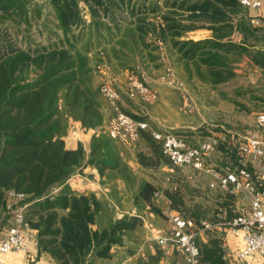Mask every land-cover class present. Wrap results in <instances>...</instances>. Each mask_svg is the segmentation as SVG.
Listing matches in <instances>:
<instances>
[{
	"label": "trees",
	"instance_id": "1",
	"mask_svg": "<svg viewBox=\"0 0 264 264\" xmlns=\"http://www.w3.org/2000/svg\"><path fill=\"white\" fill-rule=\"evenodd\" d=\"M165 4L172 13L163 14L161 0H0V236L10 225L9 191H16L26 195L17 205L28 204L24 216L36 231L38 257L48 256L54 264H111L118 253L114 248H125L119 262L136 255L142 217L128 213L116 217L115 208L96 191L68 185L91 165L102 184L112 185L121 178L139 212L149 206L161 215L167 208L192 219L201 264H233L226 223L241 213L233 185L214 188L211 197L191 186L182 166L171 163L162 140L153 134L166 132L156 129L147 116L122 106L136 99L126 90L120 91L121 110L151 124V129L140 131L136 148L137 161L150 180L134 173L122 158V142L105 131L114 112L110 108L108 113L101 92V68L136 70L141 75L164 68L170 60L183 68L187 79L198 77L211 86L234 78L243 59L264 69V51L254 44L263 35L250 23L252 11L239 0H166ZM203 28L211 31L210 37L184 38L185 33ZM70 119L98 130L89 152L81 143L66 147ZM215 136V152L221 154L215 168L224 173L247 168L256 179L254 166L244 162L230 133ZM156 192L167 202L161 203ZM153 241V252L147 248L146 255L140 253L128 264H162L166 251ZM172 250L174 255L184 254ZM169 264H176V259Z\"/></svg>",
	"mask_w": 264,
	"mask_h": 264
},
{
	"label": "built area",
	"instance_id": "2",
	"mask_svg": "<svg viewBox=\"0 0 264 264\" xmlns=\"http://www.w3.org/2000/svg\"><path fill=\"white\" fill-rule=\"evenodd\" d=\"M239 2L252 11L250 23L257 27L264 37V0H239ZM82 8L87 7L82 4ZM84 16L89 18L86 9H84ZM108 70V68H101V92L112 108L114 115L108 120L105 131L110 137L122 143L133 145L138 141L140 131L149 130L150 127L147 122L137 120L121 110V93L115 85L114 77ZM171 71V68L167 66L162 80L179 87L182 83L172 79ZM126 74V92L131 98L141 99L148 104L158 100L157 90L151 87L144 73L140 75L134 70H126ZM181 108L184 111L192 109L186 100H184ZM256 127V130L245 135L230 133L231 141L237 146L238 153L244 162L251 163L254 168L264 166V136L261 133L264 132V111L257 114ZM95 133H97L96 129L86 128L80 121L70 119L69 129L64 137L66 147L78 146L79 143L84 146L83 138L86 137L88 140ZM153 134L157 139L162 140L163 152L174 166H190L195 170L208 172L214 179L211 182V187L219 185L223 189H228L229 185L232 184L233 190L244 188L248 192L251 196L248 209L226 224L231 234L241 240L237 253L238 258L256 261V264H264V183H257L253 173L247 168H241L239 171L225 170L224 173V171L222 172L209 164L208 157L215 152L218 143V138L215 135L208 137L198 146L192 147L178 134L155 131ZM82 180V175L78 173L69 180L70 182L68 181V185L71 183V186L76 188L79 181L82 182ZM155 196L158 197L159 193L156 192ZM25 198L26 195L23 192L9 191L7 208L11 218L6 232L0 236V255L12 252L28 253L31 240L33 237L36 238L35 231L31 229L24 216L28 204L17 205L19 201ZM163 214L169 222L167 231L157 229L152 223H149L150 239L157 241L165 251L173 248L182 250L188 264H201L199 248L196 243L198 231L195 229L194 221L185 219L167 208L163 210ZM210 226L205 224L206 228ZM0 264H6L1 256Z\"/></svg>",
	"mask_w": 264,
	"mask_h": 264
},
{
	"label": "rangeland",
	"instance_id": "3",
	"mask_svg": "<svg viewBox=\"0 0 264 264\" xmlns=\"http://www.w3.org/2000/svg\"><path fill=\"white\" fill-rule=\"evenodd\" d=\"M165 1L166 0H161L163 14H167L170 12L172 13L173 11H171V8L169 9V7H166ZM85 9L87 10V8ZM205 30L206 28L189 31L184 34V38L201 40L207 33ZM254 44L257 48H260L262 51H264L263 37L258 38L256 42H254ZM166 55L167 54L165 52V49H163V58H166ZM165 64L166 66L164 68L161 67L160 69H158L159 71H162V73L166 72L167 66H171V72H173L174 75L178 78L181 77L179 73H183V78H180L182 84H180L179 88L174 87L175 89L173 91L174 103L172 104V106L174 108V115L172 116V118H174L178 122L183 121L187 126L194 127V129L191 127H177L174 129L168 128L169 132L177 130L178 133L184 137V139L190 146H198L205 139L219 133L220 131H226L235 135H245L257 129V114L264 111V69L252 65L247 59H243L236 65V76L234 78L226 83H222L217 86H211L210 84L201 81L198 77L187 79V73L183 70V68L178 65L175 66L170 62V60H166ZM192 69H194L193 66ZM108 72L110 73V69L108 70ZM184 100H186L189 106L192 108L190 111H184L181 108ZM158 105L161 107L160 97L156 102L152 104H148L136 98L135 100H133L132 105L127 104L125 101L122 106L126 109H130L134 114H137L136 112H139L141 108L145 111L148 110L149 114L146 116L150 120H155L157 124H159L158 121L164 122V119L162 118L163 113H161L158 109ZM169 120L170 118L167 119V122H169ZM150 123H148V125L151 129ZM181 124L182 123H180V125ZM68 129L69 125L67 131ZM83 139L84 147H86L87 149H85L87 150V152H89L92 137L88 140L86 137ZM220 156V153H213L210 157H208L209 164H212L214 167H218L219 161L221 160ZM181 170L185 178L189 181V184L191 186H197L199 190H201V192H205V196L207 197L213 196L215 194L214 188L219 187L215 186L211 187L213 189H210L209 185L212 180L210 178V174L205 171H196L186 166H182ZM254 171L256 177L258 176L257 172H264L262 167L260 168L259 166H256ZM155 173L157 177L164 179L159 170H155ZM142 176H147V173L145 174L143 172V175H141V177ZM255 180H257V178ZM77 185L78 187L76 188H79L80 190L86 189L82 188V184L80 181ZM103 193H108L110 197H119V201L117 200V203L120 205V208L125 210L128 209V204L131 198V194L129 192H124L118 187L116 192L114 189H110V192H100V194ZM196 199L199 200L198 197H196ZM201 199L202 198L200 197V200ZM250 200L251 196L245 191H241L237 194L236 205L239 212H243L248 209ZM188 203H190V201H188ZM161 217L163 219H161L159 224H156V222L154 223V221L153 224L156 225L157 229L164 230L166 232L169 222L163 214H161ZM149 234V228H145L144 230L142 229V231H140L141 240L147 237L150 240ZM148 243L150 247V243L153 242L148 241ZM174 256L176 259V264H188L180 251L177 252ZM167 262L168 256L166 255L162 264H167ZM111 264H115V260H113Z\"/></svg>",
	"mask_w": 264,
	"mask_h": 264
},
{
	"label": "crops",
	"instance_id": "4",
	"mask_svg": "<svg viewBox=\"0 0 264 264\" xmlns=\"http://www.w3.org/2000/svg\"><path fill=\"white\" fill-rule=\"evenodd\" d=\"M207 33L203 36V39L208 38L211 36V31L210 30H205ZM176 66V65H175ZM171 68V66H169ZM126 70H121V71H113L110 73L112 74V76L114 77L115 80V85L118 89H120L119 91L125 92V90L127 89V78H126ZM172 70V69H171ZM164 72V71H163ZM145 75L147 74L149 83L151 85L152 88H154L155 90H157L158 95L160 97V104L161 107L158 105V109L160 110L162 114V118L164 119V122L158 121L157 122L155 120H150L152 122V124L161 131L164 132H169V129H174L177 127H191L194 129L193 126H187L185 125V123L183 121L178 122L177 120H175L174 118H172V116L174 115V108L172 106L173 102V91L175 88H179L177 86H173L170 85L169 83H166L165 81L162 80V76L164 75V73H162V71L156 70V69H148L146 70V72H143ZM180 74V78H183V73H179ZM172 76H173V80L178 83L181 82L180 78H178L177 76L174 75V73L172 72ZM150 78V79H149ZM182 83V82H181ZM179 86V85H178ZM175 87V88H174ZM110 105H107V111L108 113H111V109H110ZM137 114H142V115H148L149 111L148 110H144V109H140L139 112H136ZM159 118V117H158ZM169 122H167V119H169ZM180 123H182L180 125ZM184 123V124H183ZM107 124V123H106ZM106 126V125H105ZM169 128V129H168ZM93 129V128H91ZM98 131V130H97ZM262 135L264 136V132H261ZM138 142V141H137ZM137 142L133 145H128L123 143V152L122 154V158L125 159L128 164L132 167L134 173L141 178V175H143V168L140 166V164L137 161L136 158V148H137ZM76 145H73L72 147H68V148H76ZM86 148V147H85ZM87 149V148H86ZM263 171H264V167L261 166ZM260 167V168H261ZM170 171H172V168H169ZM257 172V171H256ZM208 173V172H207ZM82 175L83 180L81 182L82 184V188L83 189H90L93 191H96V193L98 194V196H102L103 198L107 199L111 206H113L115 208V216L116 217H122L124 214H138L142 217V219L144 220V225H143V230L145 228H148V224L152 223L153 221L154 223L156 222V224H159L161 219H163L161 217V215H156L154 212L150 211L149 206L146 207V209L142 212H139L137 210V207L134 205L133 203V198H132V191L130 189H128L127 185L125 184V182L121 179L118 178L116 179V181L111 185V184H102L101 183V176L99 174V171L97 170V168L91 166V165H87L85 166V168L83 169V171L81 173H79ZM257 180H263L264 183V172H257ZM143 177V176H142ZM148 180H150V178L148 176H146ZM211 178V182L214 181L213 177L210 175ZM70 182V181H69ZM210 182V184H211ZM70 187L73 189H78L79 188H75L71 186V183H69ZM108 186V187H107ZM219 186V185H217ZM110 187V188H109ZM113 187L115 189V192L117 191V188L119 187L120 190H123L124 192H129L131 194V198H130V202L128 204V209H122L120 208V205L117 203V200L119 201V197H110L108 193H103L100 194L101 191H109L110 189L113 190ZM85 189V190H86ZM234 189V186H233ZM236 194H238L241 191H245L247 192L244 188H237L235 190H233ZM248 193V192H247ZM160 197V196H159ZM116 199V200H115ZM159 201H161V203H166L167 200L165 199V197H160ZM164 215V214H163ZM165 216V215H164ZM166 217V216H165ZM154 225V224H153ZM156 227V225H154ZM36 234V231H35ZM205 239V237H203ZM148 241L154 242L152 239L149 240V238H143V240L140 241L139 243V249L136 255L130 256V255H126L125 259L121 262H119V257H122L125 255V248L124 247H117L114 248L113 250L117 253V257H115L113 260H115V264H128L131 260L135 259L140 253L143 255H146V250L147 248L150 249V251H154L152 243H150V247H149V243ZM227 248H228V254L229 256L233 259V264H256V261H252V260H241L238 258V251L237 246L241 244V240H239L238 237H235L233 234L230 233V235H228L227 237ZM131 242H128V244ZM240 243V244H239ZM29 252L28 253H23V252H12L10 254H6V255H0L6 262V264H54V262L51 260L50 257L48 256H40L38 257V247H37V243L36 240L33 239L30 242L29 245ZM174 251L172 249L166 251V255L168 256V262L172 261L173 259H175L174 256ZM186 260V257L184 254H182ZM112 260V261H113ZM167 262V264H168ZM187 262V261H186ZM163 263V261H162ZM178 263V262H177Z\"/></svg>",
	"mask_w": 264,
	"mask_h": 264
}]
</instances>
